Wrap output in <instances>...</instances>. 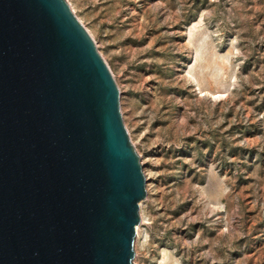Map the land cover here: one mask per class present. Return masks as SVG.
<instances>
[{
    "label": "rangeland",
    "instance_id": "obj_1",
    "mask_svg": "<svg viewBox=\"0 0 264 264\" xmlns=\"http://www.w3.org/2000/svg\"><path fill=\"white\" fill-rule=\"evenodd\" d=\"M64 1L146 175L132 264H264V0Z\"/></svg>",
    "mask_w": 264,
    "mask_h": 264
},
{
    "label": "water",
    "instance_id": "obj_2",
    "mask_svg": "<svg viewBox=\"0 0 264 264\" xmlns=\"http://www.w3.org/2000/svg\"><path fill=\"white\" fill-rule=\"evenodd\" d=\"M64 0H0V264H132L141 165Z\"/></svg>",
    "mask_w": 264,
    "mask_h": 264
},
{
    "label": "bare ground",
    "instance_id": "obj_3",
    "mask_svg": "<svg viewBox=\"0 0 264 264\" xmlns=\"http://www.w3.org/2000/svg\"><path fill=\"white\" fill-rule=\"evenodd\" d=\"M140 165H141V164H140ZM142 174H143V173H142ZM145 176H146V175H145ZM145 176H144V174H143L144 182L146 181V180H145ZM212 179H215V178L212 177ZM215 180H216V179H215ZM215 180H211V179L207 180V184H208V185H206L205 187H206V188H209V189H211V188L214 189V188H215V187H214V186H215V182H217V181H215ZM205 183H206V182H205ZM144 189H145V183H144ZM209 189H208V192H209ZM215 189H217V188H215ZM215 189H214V191H213V190H212V191L215 192ZM205 190H206V189H205ZM206 192H207V190H206ZM139 205H141V204H138V206H139ZM141 223H142V225H143V218H142V216H141ZM142 225H141V226H142ZM138 229H139V227H137V229L135 228V234L137 233V235H138V232H139Z\"/></svg>",
    "mask_w": 264,
    "mask_h": 264
}]
</instances>
